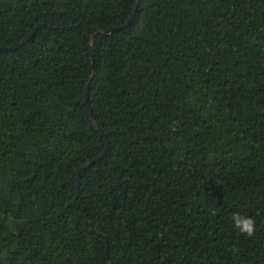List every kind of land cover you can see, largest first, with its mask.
Wrapping results in <instances>:
<instances>
[{
    "label": "trees",
    "instance_id": "16d2710c",
    "mask_svg": "<svg viewBox=\"0 0 264 264\" xmlns=\"http://www.w3.org/2000/svg\"><path fill=\"white\" fill-rule=\"evenodd\" d=\"M135 2L0 0V264H264V0H140L93 61Z\"/></svg>",
    "mask_w": 264,
    "mask_h": 264
},
{
    "label": "water",
    "instance_id": "95a60500",
    "mask_svg": "<svg viewBox=\"0 0 264 264\" xmlns=\"http://www.w3.org/2000/svg\"><path fill=\"white\" fill-rule=\"evenodd\" d=\"M139 3H140V0H136L135 5H134L133 12H132L130 18L128 19V21H127L125 24H123V25H121V26H119V27H111V28L106 29V30L98 31V32H96V33L93 35V37H92V54H93V61H95V55H94V54H95V53H94V52H95V50H94V42H95V39H96L97 37H99L100 35H106V34L112 32V31L118 30V29H120V28H124V27H126V26L132 24V22L134 21L135 16H136V12H137V9H138V5H139ZM90 81H91V79H90V80L88 81V83H87V86H86V92H85V96H86V100H87V102H90V97H89ZM90 111H91V114L93 115V109L91 108V106H90ZM95 126H96L97 130H99V132H100L102 135H104V136L106 137V134L103 132V130L101 129V127H100L98 124H96V123H95ZM105 153H106V152H104L103 154H101V155L98 156L97 158H95V159H93V160H91V161L86 162V163L80 168V170H79V172H78V186H80L82 173L85 171V169H86L87 167H89L92 163H94L95 161L101 159V158L104 156Z\"/></svg>",
    "mask_w": 264,
    "mask_h": 264
},
{
    "label": "clouds",
    "instance_id": "9594fccd",
    "mask_svg": "<svg viewBox=\"0 0 264 264\" xmlns=\"http://www.w3.org/2000/svg\"><path fill=\"white\" fill-rule=\"evenodd\" d=\"M232 220L234 227L242 234L251 237L256 231V222L252 217L242 216L240 213H233Z\"/></svg>",
    "mask_w": 264,
    "mask_h": 264
}]
</instances>
